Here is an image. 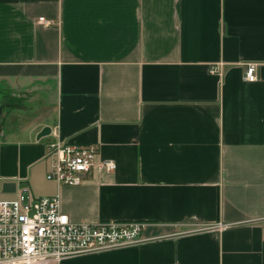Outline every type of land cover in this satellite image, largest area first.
<instances>
[{
	"label": "crops",
	"instance_id": "crops-1",
	"mask_svg": "<svg viewBox=\"0 0 264 264\" xmlns=\"http://www.w3.org/2000/svg\"><path fill=\"white\" fill-rule=\"evenodd\" d=\"M6 87L52 117L0 121V201L28 188L74 222L145 223V244L60 264H264V0H0ZM54 141L116 169L59 186Z\"/></svg>",
	"mask_w": 264,
	"mask_h": 264
},
{
	"label": "built area",
	"instance_id": "built-area-1",
	"mask_svg": "<svg viewBox=\"0 0 264 264\" xmlns=\"http://www.w3.org/2000/svg\"><path fill=\"white\" fill-rule=\"evenodd\" d=\"M40 22L53 24L45 18ZM244 80H258L256 65L246 67ZM99 153L98 144L54 141L48 153L53 165L46 177L59 186L75 187L96 168L115 170L114 162H97ZM144 226L133 220L74 222L61 210L58 195L36 197L24 188L17 199L0 201V264H60L71 257L142 245L149 241Z\"/></svg>",
	"mask_w": 264,
	"mask_h": 264
},
{
	"label": "rangeland",
	"instance_id": "rangeland-1",
	"mask_svg": "<svg viewBox=\"0 0 264 264\" xmlns=\"http://www.w3.org/2000/svg\"><path fill=\"white\" fill-rule=\"evenodd\" d=\"M8 87L0 90V121L5 119V116L9 111H19L27 121H39L42 118L49 119L52 117L51 105L47 100L40 101H22L13 100V95L10 94ZM17 105V106H16ZM20 105V106H19ZM39 111V112H38ZM50 113L51 117H46ZM42 121V120H41Z\"/></svg>",
	"mask_w": 264,
	"mask_h": 264
},
{
	"label": "water",
	"instance_id": "water-1",
	"mask_svg": "<svg viewBox=\"0 0 264 264\" xmlns=\"http://www.w3.org/2000/svg\"><path fill=\"white\" fill-rule=\"evenodd\" d=\"M52 132L50 127H44L43 130L38 134L37 139L50 135Z\"/></svg>",
	"mask_w": 264,
	"mask_h": 264
}]
</instances>
